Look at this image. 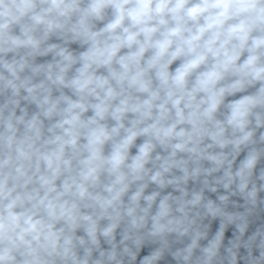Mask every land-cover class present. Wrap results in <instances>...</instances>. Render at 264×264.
Segmentation results:
<instances>
[{
    "label": "clouds",
    "instance_id": "9594fccd",
    "mask_svg": "<svg viewBox=\"0 0 264 264\" xmlns=\"http://www.w3.org/2000/svg\"><path fill=\"white\" fill-rule=\"evenodd\" d=\"M0 264H264V0H0Z\"/></svg>",
    "mask_w": 264,
    "mask_h": 264
}]
</instances>
